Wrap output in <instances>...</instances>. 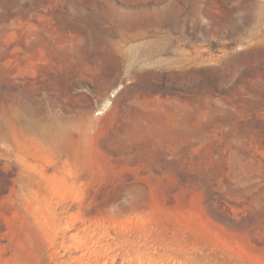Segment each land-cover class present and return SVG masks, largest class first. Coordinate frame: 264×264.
I'll use <instances>...</instances> for the list:
<instances>
[{"label":"rangeland","instance_id":"obj_1","mask_svg":"<svg viewBox=\"0 0 264 264\" xmlns=\"http://www.w3.org/2000/svg\"><path fill=\"white\" fill-rule=\"evenodd\" d=\"M0 264H264V0H0Z\"/></svg>","mask_w":264,"mask_h":264},{"label":"bare ground","instance_id":"obj_2","mask_svg":"<svg viewBox=\"0 0 264 264\" xmlns=\"http://www.w3.org/2000/svg\"><path fill=\"white\" fill-rule=\"evenodd\" d=\"M109 102H110V100L107 99V100L105 101V103L103 104V106H104V107L108 106Z\"/></svg>","mask_w":264,"mask_h":264}]
</instances>
